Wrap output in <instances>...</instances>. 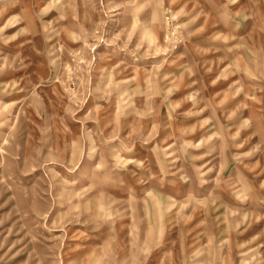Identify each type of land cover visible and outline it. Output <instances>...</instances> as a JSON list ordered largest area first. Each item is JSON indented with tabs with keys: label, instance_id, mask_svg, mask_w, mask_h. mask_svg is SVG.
Here are the masks:
<instances>
[{
	"label": "rangeland",
	"instance_id": "1",
	"mask_svg": "<svg viewBox=\"0 0 264 264\" xmlns=\"http://www.w3.org/2000/svg\"><path fill=\"white\" fill-rule=\"evenodd\" d=\"M0 264H264V0H0Z\"/></svg>",
	"mask_w": 264,
	"mask_h": 264
}]
</instances>
